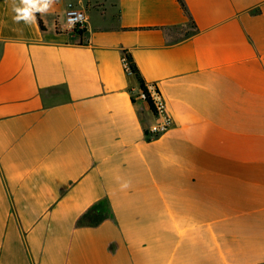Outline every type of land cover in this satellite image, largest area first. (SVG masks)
<instances>
[{
	"label": "crops",
	"instance_id": "crops-1",
	"mask_svg": "<svg viewBox=\"0 0 264 264\" xmlns=\"http://www.w3.org/2000/svg\"><path fill=\"white\" fill-rule=\"evenodd\" d=\"M14 2L0 264H264V0H55L31 24Z\"/></svg>",
	"mask_w": 264,
	"mask_h": 264
},
{
	"label": "built area",
	"instance_id": "built-area-1",
	"mask_svg": "<svg viewBox=\"0 0 264 264\" xmlns=\"http://www.w3.org/2000/svg\"><path fill=\"white\" fill-rule=\"evenodd\" d=\"M86 20L87 17L84 10L75 7H69L65 15L64 29L67 31L82 30L85 27ZM126 64L128 71L132 72L127 59H126ZM147 89L150 94L151 100L153 102L154 108L156 110L155 114L157 117L161 119V123L156 128V133L165 132L169 129L172 122V118L168 112L166 102L163 99V97L153 87L151 88L147 87Z\"/></svg>",
	"mask_w": 264,
	"mask_h": 264
},
{
	"label": "clouds",
	"instance_id": "clouds-1",
	"mask_svg": "<svg viewBox=\"0 0 264 264\" xmlns=\"http://www.w3.org/2000/svg\"><path fill=\"white\" fill-rule=\"evenodd\" d=\"M55 0H19V5L13 3V16L14 23H20L23 21L25 24H31L35 22L36 14L47 13L50 6ZM127 184L122 187H127Z\"/></svg>",
	"mask_w": 264,
	"mask_h": 264
},
{
	"label": "trees",
	"instance_id": "trees-1",
	"mask_svg": "<svg viewBox=\"0 0 264 264\" xmlns=\"http://www.w3.org/2000/svg\"><path fill=\"white\" fill-rule=\"evenodd\" d=\"M179 1H180V3H181L182 7L186 10V7H185V5H184L183 0H179ZM37 16L39 17V14H38V13H37ZM40 23H41V25H42V21H41V20H40ZM126 59H127L128 62H129V66H130V69H131L132 73H133L134 75H136V76L142 81L141 76H140V73H139V70H138V68L136 67V64L134 63V61L132 60V58L130 57V55L126 54ZM142 91H143V93H144V95H145V97H146V100H147L148 104L150 105L151 109H152L153 112L155 113L156 110H155V108H154V105H153V102H152V100H151L150 94H149V92H148L147 87H146L145 84L143 83V81H142Z\"/></svg>",
	"mask_w": 264,
	"mask_h": 264
}]
</instances>
